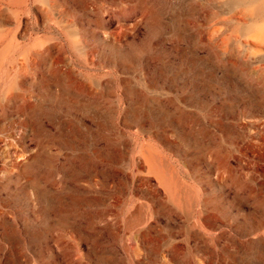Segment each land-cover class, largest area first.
<instances>
[{
  "label": "rangeland",
  "instance_id": "rangeland-1",
  "mask_svg": "<svg viewBox=\"0 0 264 264\" xmlns=\"http://www.w3.org/2000/svg\"><path fill=\"white\" fill-rule=\"evenodd\" d=\"M0 264H264V0H0Z\"/></svg>",
  "mask_w": 264,
  "mask_h": 264
}]
</instances>
